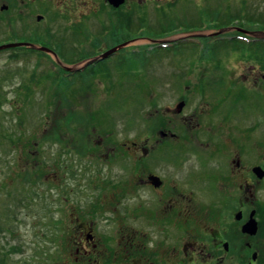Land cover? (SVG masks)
I'll use <instances>...</instances> for the list:
<instances>
[{
    "label": "flooded vegetation",
    "instance_id": "1",
    "mask_svg": "<svg viewBox=\"0 0 264 264\" xmlns=\"http://www.w3.org/2000/svg\"><path fill=\"white\" fill-rule=\"evenodd\" d=\"M168 1L124 0L115 7L109 0H0V47L26 44L0 52L51 57L38 49L46 47L58 56L68 52L69 57L80 56L78 61L85 62L86 71L102 72L110 64L122 69L128 58L132 61L140 55L141 48H133L136 43L159 40L148 34L134 35L133 14L140 13L139 33L149 28L143 22L149 17L143 16L150 5L169 6ZM60 19L71 22L75 31L83 22L92 24L91 19L95 25L81 38L74 32L61 42L54 39L49 27L38 25L48 26ZM188 31L192 29L169 36ZM119 46L111 58L86 64ZM186 83L180 101L184 108L178 111L176 105L159 114L158 127H147L141 146L133 143L125 154L134 149L132 153L142 156L140 162L154 163L169 147L178 167H185L186 158L194 153L199 171L191 167L183 176L160 175L153 168L146 169L144 163L143 175L125 178L61 179L49 172L48 214L59 216L54 241L31 256L22 251L23 256L13 263L0 257V264H264V104L255 100L252 103L258 108L254 110L241 99V90L225 88L221 93L222 87H217V105L228 104L223 115L208 111L211 103L203 110L186 112L188 97L200 95L202 101L203 94L216 88L199 80ZM108 136L112 134L106 133ZM38 143L35 140L36 146ZM115 153L116 147L106 150L105 163H113ZM29 154L36 157L37 151ZM29 159L16 162L7 178H12L8 188L6 178L2 179L0 206L5 188L13 190L15 182L27 183L26 176L37 175ZM54 190L60 191L56 195L59 211L53 210Z\"/></svg>",
    "mask_w": 264,
    "mask_h": 264
},
{
    "label": "rangeland",
    "instance_id": "2",
    "mask_svg": "<svg viewBox=\"0 0 264 264\" xmlns=\"http://www.w3.org/2000/svg\"><path fill=\"white\" fill-rule=\"evenodd\" d=\"M168 3L169 6L162 3L150 5L148 14L143 16L149 18L143 22L153 25L156 31H164L182 23L200 26L204 21L206 25V22H211L209 17L212 14L215 21L224 19L229 26L254 28L252 25L236 24L234 20L237 16L246 19V12L252 14L253 20L259 12L264 13V0H169ZM140 19V13L133 14L134 35H140L139 23L136 25ZM94 20L91 19L92 24L87 26L83 24L85 22L81 23L77 31L71 22L64 19L48 26L38 25L40 28L49 27L54 39L61 42L74 32L77 39L81 38V34L90 31L89 28L93 29ZM147 31L143 34L169 42L184 40L194 32L162 38L159 33L153 34L152 29ZM216 31L217 28L213 27V31L206 29L196 33L211 35ZM252 38H264V35ZM205 42L204 39L198 41L201 47L207 46ZM214 42L213 51L209 49L207 55L200 57L199 51L190 49L192 45L180 44L177 48L165 49L156 46L160 41L143 39L133 48L144 47L150 53L133 57L132 61L128 58V64L122 69L110 64L102 72L77 73L66 81L62 76H58L57 80L49 73L48 69L53 65L46 58L0 52V183L6 178L8 188L12 182V178L7 180L9 172L14 171L18 161L30 158L28 161H32L37 169L35 178L33 174L25 177L27 183L22 180L19 185L15 182L13 190L5 188L0 206V257L13 263L23 256L22 251L31 256L46 242L54 241L59 216L48 214L46 180L49 172L61 179L125 178L143 175L144 163L147 164L146 169L153 168L160 175L183 176L182 173L191 167L199 171L194 153L186 158L185 168L177 166L178 161L171 157L174 152L171 153L169 147H166L165 155L158 156V161L154 163L140 162L142 156L132 153L134 149L128 155L125 152L133 143L141 146L145 129L158 127L159 114L165 113L167 108H176L183 100L181 94L183 87L189 85L188 81L195 83L199 80L203 85L216 88L203 94L202 101L200 95L188 97L186 112L203 110L206 103H211L207 110L223 115L228 104L217 105L220 103L214 95L217 87H222L219 90L221 93L225 88L234 92L241 90V99L244 98V103L254 107V110L258 108L252 103L255 100L264 104V50L251 53L237 42ZM66 55L72 56L71 52ZM52 60L77 70L85 65V62L79 61L70 64L63 55L59 59L52 56ZM106 133L112 136L106 137ZM58 134L63 136L55 137ZM35 140L39 142L38 146ZM113 146L116 147L113 163H105L106 150ZM29 151H37L36 157L31 156ZM94 161L98 162L97 165L90 164ZM28 172L31 173L30 170ZM53 192V210L59 211L56 195L60 191Z\"/></svg>",
    "mask_w": 264,
    "mask_h": 264
},
{
    "label": "trees",
    "instance_id": "3",
    "mask_svg": "<svg viewBox=\"0 0 264 264\" xmlns=\"http://www.w3.org/2000/svg\"><path fill=\"white\" fill-rule=\"evenodd\" d=\"M252 14H249L246 12V20L248 21L247 23H254L258 24L260 27L264 28V13L259 12V14H256L254 17H256V21L251 19ZM231 18H229V21ZM222 22H225V20L221 19Z\"/></svg>",
    "mask_w": 264,
    "mask_h": 264
},
{
    "label": "water",
    "instance_id": "4",
    "mask_svg": "<svg viewBox=\"0 0 264 264\" xmlns=\"http://www.w3.org/2000/svg\"><path fill=\"white\" fill-rule=\"evenodd\" d=\"M110 2H112V4H114V6L118 7L124 2V0H110ZM12 46H14V45H12ZM6 47H10V46H6ZM6 47H4V48H6ZM110 53H112V51L109 52L107 55H110ZM106 56H104V57H106ZM183 105H184L183 103L179 105V110L182 109Z\"/></svg>",
    "mask_w": 264,
    "mask_h": 264
}]
</instances>
